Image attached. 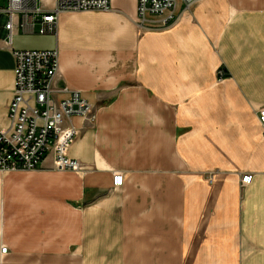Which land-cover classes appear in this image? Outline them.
Masks as SVG:
<instances>
[{
    "label": "crops",
    "instance_id": "0c3cea01",
    "mask_svg": "<svg viewBox=\"0 0 264 264\" xmlns=\"http://www.w3.org/2000/svg\"><path fill=\"white\" fill-rule=\"evenodd\" d=\"M137 5L64 14L56 37L17 27L14 49H59L57 85L95 120L72 119L81 170L51 151L0 172V264H264V0L180 3L168 29L139 27ZM15 69L0 43V128Z\"/></svg>",
    "mask_w": 264,
    "mask_h": 264
},
{
    "label": "built area",
    "instance_id": "2783aa9c",
    "mask_svg": "<svg viewBox=\"0 0 264 264\" xmlns=\"http://www.w3.org/2000/svg\"><path fill=\"white\" fill-rule=\"evenodd\" d=\"M202 0H138L137 25L142 28L168 29L185 11ZM112 0H55L51 10L44 9V0H8L0 8V43L13 52L16 60L14 93L8 105V126L0 128V172L34 171L41 167L48 154L54 152L57 171H79L81 163L68 156L80 132L72 119L95 120V106L81 92L57 85L61 73L59 49L16 50L13 47L17 27L28 35L57 36L61 16L69 13L109 12ZM151 18L159 26H148ZM6 23L3 24V20ZM219 78L225 77L224 70ZM264 130V108L258 112ZM253 176L245 175L242 185L252 183ZM124 184L123 175H115L114 186ZM7 246L2 255H7Z\"/></svg>",
    "mask_w": 264,
    "mask_h": 264
},
{
    "label": "rangeland",
    "instance_id": "374dc122",
    "mask_svg": "<svg viewBox=\"0 0 264 264\" xmlns=\"http://www.w3.org/2000/svg\"><path fill=\"white\" fill-rule=\"evenodd\" d=\"M7 4H8V0H0V8H5L7 6Z\"/></svg>",
    "mask_w": 264,
    "mask_h": 264
},
{
    "label": "water",
    "instance_id": "95a60500",
    "mask_svg": "<svg viewBox=\"0 0 264 264\" xmlns=\"http://www.w3.org/2000/svg\"><path fill=\"white\" fill-rule=\"evenodd\" d=\"M5 23H6V19L3 20V24H5ZM3 34H4V37H6V32L5 31H3Z\"/></svg>",
    "mask_w": 264,
    "mask_h": 264
},
{
    "label": "bare ground",
    "instance_id": "6f19581e",
    "mask_svg": "<svg viewBox=\"0 0 264 264\" xmlns=\"http://www.w3.org/2000/svg\"><path fill=\"white\" fill-rule=\"evenodd\" d=\"M263 129V128H262ZM264 131V130H263ZM3 248V247H2ZM2 253V252H1Z\"/></svg>",
    "mask_w": 264,
    "mask_h": 264
}]
</instances>
